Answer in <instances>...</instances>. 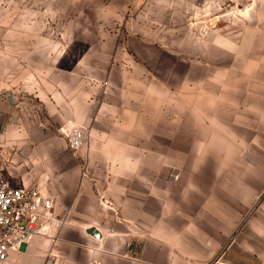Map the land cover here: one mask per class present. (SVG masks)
Listing matches in <instances>:
<instances>
[{
  "label": "crops",
  "instance_id": "1",
  "mask_svg": "<svg viewBox=\"0 0 264 264\" xmlns=\"http://www.w3.org/2000/svg\"><path fill=\"white\" fill-rule=\"evenodd\" d=\"M256 28L240 42L208 41L221 49H211V64L222 66L202 88L194 70L117 65L47 94V108L84 127L87 140L75 154L60 151L38 127L19 141L28 156L13 158L19 169L0 158L12 182L38 185L65 216L56 238L38 236L8 264H262L264 216L245 219L263 174L253 162L264 142V25ZM139 42L160 48L157 69L166 54L196 64L190 30L170 43Z\"/></svg>",
  "mask_w": 264,
  "mask_h": 264
},
{
  "label": "rangeland",
  "instance_id": "2",
  "mask_svg": "<svg viewBox=\"0 0 264 264\" xmlns=\"http://www.w3.org/2000/svg\"><path fill=\"white\" fill-rule=\"evenodd\" d=\"M263 25L264 0H0V158L19 169L13 158L28 157L19 141H29V132L38 127L58 139L60 151L76 153L61 128L77 124L60 122L46 99L82 83L78 73L117 65L131 71L194 70L202 88L208 71L222 66L211 64V49L217 55L221 49L206 47L208 41L240 42L248 29ZM189 30L196 35L195 66L175 65L166 54L157 69L160 48L136 45L170 43L187 37ZM23 128L26 134L20 136ZM260 149L253 162L263 173L261 191L245 219L255 213L264 216V142ZM261 261L264 264L263 256Z\"/></svg>",
  "mask_w": 264,
  "mask_h": 264
},
{
  "label": "built area",
  "instance_id": "3",
  "mask_svg": "<svg viewBox=\"0 0 264 264\" xmlns=\"http://www.w3.org/2000/svg\"><path fill=\"white\" fill-rule=\"evenodd\" d=\"M68 147L77 152L87 139L83 127L65 123L61 128ZM65 216L55 212V201L41 187L12 182L0 163V264H8L11 253L20 251L38 236L56 238ZM90 264H103L92 259Z\"/></svg>",
  "mask_w": 264,
  "mask_h": 264
},
{
  "label": "water",
  "instance_id": "4",
  "mask_svg": "<svg viewBox=\"0 0 264 264\" xmlns=\"http://www.w3.org/2000/svg\"><path fill=\"white\" fill-rule=\"evenodd\" d=\"M89 233L95 235V236H100L99 232L96 231L95 227H92L91 229L88 230Z\"/></svg>",
  "mask_w": 264,
  "mask_h": 264
},
{
  "label": "bare ground",
  "instance_id": "5",
  "mask_svg": "<svg viewBox=\"0 0 264 264\" xmlns=\"http://www.w3.org/2000/svg\"><path fill=\"white\" fill-rule=\"evenodd\" d=\"M253 6V5H252Z\"/></svg>",
  "mask_w": 264,
  "mask_h": 264
}]
</instances>
